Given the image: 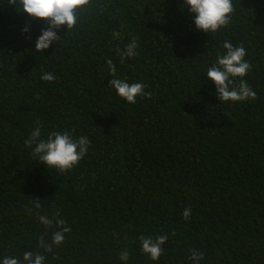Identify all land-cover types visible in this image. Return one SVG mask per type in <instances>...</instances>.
Wrapping results in <instances>:
<instances>
[{
    "label": "trees",
    "instance_id": "trees-1",
    "mask_svg": "<svg viewBox=\"0 0 264 264\" xmlns=\"http://www.w3.org/2000/svg\"><path fill=\"white\" fill-rule=\"evenodd\" d=\"M232 2L229 25L205 33L183 0H92L37 51L47 22L0 0V262L43 252L38 238L59 230L46 231L44 215L71 229L45 264H124L125 248L127 264H196L193 251L198 264H264V0ZM133 39L138 55L121 62ZM225 41L245 47L252 67L237 83L255 100L222 102L207 78ZM109 59L116 78L151 95L119 97ZM37 121L41 139L88 137L78 165L59 174L31 155ZM159 235L152 260L139 237Z\"/></svg>",
    "mask_w": 264,
    "mask_h": 264
},
{
    "label": "clouds",
    "instance_id": "clouds-1",
    "mask_svg": "<svg viewBox=\"0 0 264 264\" xmlns=\"http://www.w3.org/2000/svg\"><path fill=\"white\" fill-rule=\"evenodd\" d=\"M92 0H8V4L15 5L17 10L27 13L34 19H43L48 27L41 30V34L35 41V49L42 51L47 49L54 42L59 40L58 30L62 25L66 30H71L78 21V14L91 6ZM181 7H187L190 13L194 14V24L196 29L205 33H215L221 28H226L234 13L232 0H183ZM27 27L22 32H28ZM119 32H114V37H119ZM225 50L223 53H217L216 61L206 71L207 78L214 83L216 95L222 102H239L244 100H255L257 94L253 91L244 79L252 67V64L245 60L246 49L243 44L233 46L229 41L222 45ZM137 41L133 39L121 51L117 52L121 62L124 59L138 55ZM108 73L111 75L108 86L115 89L117 95L127 101L135 104L138 96H150L146 93V85L141 82L128 83L124 79L116 78V67L112 60L106 61ZM41 79L51 82L56 79L51 72L43 73ZM36 128L30 136L24 141L25 147L32 148L31 155L37 158L48 169H56L59 174L71 170L78 165L81 159L87 154L91 141L86 136L74 139L68 131L51 132L47 139H41V127L39 121L36 122ZM35 145V147H32ZM35 208L41 207L39 201L35 202ZM32 211L31 208L28 209ZM59 213H57V216ZM182 216L185 220L191 216V209L185 208ZM39 222L44 225L46 231L49 228H55L51 233V242H45L43 237L38 238V247L43 252L25 251L22 260L15 257L5 256L0 264H45L46 253H53L54 246H59L65 239V234L70 232V227L66 226L63 219H50L47 216L40 215ZM141 252L147 254L152 260H159L164 249L162 245L167 240V235H159L155 239L151 237L140 236ZM53 253V259H57ZM119 259L127 264L129 251L127 248L121 251ZM191 259L198 264L203 259V253L193 251Z\"/></svg>",
    "mask_w": 264,
    "mask_h": 264
}]
</instances>
